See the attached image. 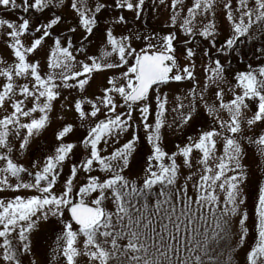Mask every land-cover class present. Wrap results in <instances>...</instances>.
I'll list each match as a JSON object with an SVG mask.
<instances>
[{"label":"snow or ice","instance_id":"obj_1","mask_svg":"<svg viewBox=\"0 0 264 264\" xmlns=\"http://www.w3.org/2000/svg\"><path fill=\"white\" fill-rule=\"evenodd\" d=\"M0 264H264V0H0Z\"/></svg>","mask_w":264,"mask_h":264},{"label":"rangeland","instance_id":"obj_2","mask_svg":"<svg viewBox=\"0 0 264 264\" xmlns=\"http://www.w3.org/2000/svg\"><path fill=\"white\" fill-rule=\"evenodd\" d=\"M164 15H167V12L164 13ZM176 140V137H166V143L168 144V147L171 148L172 147V143ZM53 238H44L40 241L41 244V251L43 252L44 250H46L48 248V245L52 243Z\"/></svg>","mask_w":264,"mask_h":264}]
</instances>
